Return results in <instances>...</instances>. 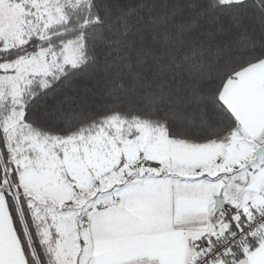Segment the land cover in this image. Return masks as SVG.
<instances>
[{
	"label": "snow or ice",
	"instance_id": "1",
	"mask_svg": "<svg viewBox=\"0 0 264 264\" xmlns=\"http://www.w3.org/2000/svg\"><path fill=\"white\" fill-rule=\"evenodd\" d=\"M0 264H264V0H0Z\"/></svg>",
	"mask_w": 264,
	"mask_h": 264
}]
</instances>
